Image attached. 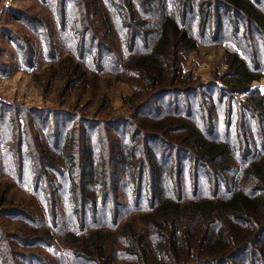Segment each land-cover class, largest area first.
<instances>
[{"label":"rangeland","instance_id":"rangeland-1","mask_svg":"<svg viewBox=\"0 0 264 264\" xmlns=\"http://www.w3.org/2000/svg\"><path fill=\"white\" fill-rule=\"evenodd\" d=\"M131 1L139 20H130L128 0H0V264H221L206 258L198 262L205 255L196 246L189 252L185 243L176 244L171 226L154 232L156 225L146 223L143 214L150 202L145 198L150 199L154 185L147 169L160 164L175 167L180 154L185 166L184 189L177 194L184 201L208 195L226 197L240 187L253 192L252 182L243 184L246 151L241 134L228 138L235 156L230 170L221 173L209 160H201V167L195 170L191 146L174 148L187 146L177 138L185 129L160 131L162 139L152 141L142 133H155L149 123L160 118L170 100L180 107L190 103L192 109L196 104L197 109L203 98L219 95L220 87L231 79L227 59L235 52L252 70L262 71L263 77L252 82L249 92L223 87L224 103H203L196 118L204 131L205 117L217 103V135L229 137L235 127L242 129L240 102L248 95L264 93V54L255 55L254 50L249 59L235 39L224 37L215 44L211 32L199 38L195 50L180 54L179 71L175 69L179 83L173 89L185 81L193 90L170 92L137 109L150 94L145 76L124 66L129 51L124 36L133 31L129 25H136L142 37L137 40V51L143 50L148 26L140 21L148 17L156 22L161 13L156 0H146L150 2L143 6L147 17L145 10L136 7L141 5L139 0ZM208 8L214 12L213 5ZM133 21L136 23L131 24ZM197 30L193 24L194 35ZM148 34L147 42L153 43L155 34ZM260 37H254V43L259 44ZM229 106L237 114L233 124L227 115ZM169 138L178 144L168 146ZM129 142L138 151L133 165L141 163L144 188L139 202L136 185L129 178L130 160L127 165V158L119 152H125L122 146ZM69 149L73 169L66 154ZM253 153L262 151L253 149ZM97 169H106L104 175L116 186L118 198L113 204L114 191L98 189L97 193L110 195L106 203L100 198L92 217L91 207L84 208L80 202L84 193H90ZM165 184L175 190L177 181L169 178ZM113 209L118 211L116 217L110 213ZM217 227L218 223L211 225L212 237ZM95 229H99L100 239L91 248L88 240ZM131 236H139L141 245L131 243ZM257 239L225 264H264V258L258 257L263 231L257 233ZM170 241L175 245L165 247Z\"/></svg>","mask_w":264,"mask_h":264},{"label":"trees","instance_id":"trees-1","mask_svg":"<svg viewBox=\"0 0 264 264\" xmlns=\"http://www.w3.org/2000/svg\"><path fill=\"white\" fill-rule=\"evenodd\" d=\"M128 1L130 13L127 12L131 15L130 20H139L134 16L135 8L133 2L131 0ZM145 1L139 0L141 5L136 6L145 10L143 15L147 13L146 7L145 9L143 8L144 4L150 5V2ZM156 2L161 13L160 18L156 22H150L146 15L147 18L140 21L144 27L148 26L147 30L149 31L145 30L147 34L148 32L149 34H155L153 43L147 42L146 34L145 42H142L144 43L143 50L137 51L139 50L137 40H141L142 37L138 36L136 25H129L133 31L131 35L126 34L124 36L126 43L129 44L128 58L124 66L130 67L140 75L145 76L146 79L144 81L148 85L147 89H149L147 95L150 94L149 98L144 101L145 104H141L137 109L170 92L186 94V92L193 90L191 89L193 87L188 84L189 82L185 81L183 82L185 83L184 85L176 86L177 88L173 89V85L179 83L176 80L179 77L175 69L177 67L179 71L180 54L195 50L201 41L199 38L203 39L211 32L213 34L212 42L215 44L224 37L235 39L237 44L244 49L249 59L253 58L254 50L256 51L255 55L264 54V0H156ZM211 5L214 6V12H211L210 8H208ZM135 23L136 21H133L131 24ZM193 24H196L198 28L195 35L192 32ZM35 31H38V29H35ZM254 37H260L259 44L254 43ZM227 66V73L230 74L231 79L223 87L229 88V90L234 92H249L252 82L263 77L262 71L255 72L252 70L247 60L237 52L229 54ZM255 69L258 70V67H255ZM186 75L191 77L189 73H186ZM167 79H171L170 84H167ZM175 80L177 83H174ZM171 84L172 86H170ZM223 87H220L219 95L215 96L212 94L211 97H206L207 99L203 98L202 103H197L199 108L196 109L195 104L194 110L190 103H185L180 107L176 102L168 101L165 105L166 110L164 113L160 118L157 117L159 121L152 120L149 123L155 133H150V131L145 132V134L142 133L147 141H152L162 139L163 135H158L160 131L166 133L172 128H175L174 130L176 131L185 129L183 133L177 135V138L179 141L187 142L186 147L178 146V143L173 140H171L173 141L171 143L169 141L170 138L167 145H177L174 147L177 150L180 148L187 149L188 146H191L194 153L195 170L201 167V160H209L214 164L216 168L214 170L221 171V173L230 170L233 164V155L235 156L234 146L230 145L228 138L231 139L233 135L236 137L239 136V133L241 134V143L246 151L243 157V163H245V168L242 172L243 184L252 182L253 192H248L247 190L245 192L244 188L240 187L226 197L208 195L193 197L184 201L182 200L183 197L177 194H180L181 191L183 193L184 189V182L181 177L185 166L182 164L180 154L175 158L177 161L175 167L173 165H165L164 167L160 164L154 167L149 166L147 169L151 173V182L153 180L154 185L150 188V199L148 197L145 198L150 202L149 210L143 214L146 223L156 225L154 232L156 230L162 232L167 226H171L172 239H175L176 244L185 243L189 252H191L190 248L196 246L197 252L205 255L198 259V262L206 258L211 259V261H221V264L228 262L229 258H236L243 252V249L249 246L248 244L260 240L257 239V233L264 232V93H254L255 95L253 94V96L248 95L243 102H240L239 118L242 129L235 127L228 133H231L229 137H221L222 134L217 135L219 133L217 103H224ZM143 90H146V88H143ZM214 100H217V103L214 106V111L212 109L211 115L207 114L205 117V130L203 131L196 117L198 112H201L203 103L206 106ZM211 107L212 105H210ZM228 108L227 115L230 123L233 124L232 121L237 117V114L232 112L230 106ZM160 111L155 113H160ZM157 122H160V125ZM114 148L116 149V147ZM122 149L125 152H121V150L119 152L123 154L124 158H127V165H129V160L131 163L129 178L131 183L136 185V196L139 202L144 187L142 186V179H140L141 163L133 165L134 160L138 156V151L133 142L131 144L130 142L124 143ZM253 149H258L262 153L252 154ZM148 151H150L149 148H147V153H149ZM66 154L70 156L71 164L69 168L73 169L75 166L73 153L69 149ZM152 155L150 157L151 160L154 159ZM155 160L158 162L159 159L155 157ZM97 171H95V178L91 182L92 189H89L90 193H84L80 202V205L85 204L84 208L86 205L91 207L93 211L92 217L97 213L100 198L103 197L102 200L106 203L110 195L106 192L97 193L98 189H101V191L111 189V192L116 189V186H111L104 175L106 174V169ZM73 172L72 170L71 173L73 174ZM195 173L197 172L195 171ZM169 178L177 181V186H174L177 192L174 188H166L168 185H164V181L167 182ZM78 186L79 183L74 187L75 189H72L78 191ZM80 195H82V191ZM111 195L114 204L118 194L114 191ZM102 200L101 204L103 203ZM84 208L81 209L82 217L86 213ZM110 213H113L114 217L118 215L117 209L110 210ZM187 220L189 222H186ZM214 223H218V227L215 230L214 237H212L211 225ZM98 230L95 229L90 234L88 241L92 244L91 248L100 239L99 233H96ZM178 231L181 234H178ZM138 237L135 239L131 236L130 238L134 239L131 243L141 245L139 242L142 239L140 241ZM170 242L165 247L171 248V246L175 245L174 241ZM261 243L259 248L260 256L258 253V257L264 258V241ZM142 244L144 243L142 242ZM97 255L101 256L102 254Z\"/></svg>","mask_w":264,"mask_h":264}]
</instances>
